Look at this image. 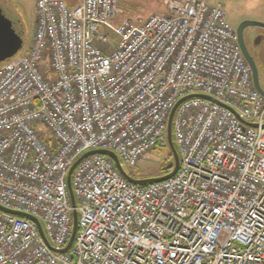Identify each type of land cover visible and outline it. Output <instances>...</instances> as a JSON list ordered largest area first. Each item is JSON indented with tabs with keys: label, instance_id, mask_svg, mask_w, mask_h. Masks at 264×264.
Masks as SVG:
<instances>
[{
	"label": "built area",
	"instance_id": "2783aa9c",
	"mask_svg": "<svg viewBox=\"0 0 264 264\" xmlns=\"http://www.w3.org/2000/svg\"><path fill=\"white\" fill-rule=\"evenodd\" d=\"M120 0H34L27 52L0 65V264H264V95L221 2L167 0L124 18ZM210 96L218 102L189 97ZM174 140L172 178L133 174ZM258 127L244 124L238 115Z\"/></svg>",
	"mask_w": 264,
	"mask_h": 264
},
{
	"label": "water",
	"instance_id": "95a60500",
	"mask_svg": "<svg viewBox=\"0 0 264 264\" xmlns=\"http://www.w3.org/2000/svg\"><path fill=\"white\" fill-rule=\"evenodd\" d=\"M247 26H262V27H264V22L246 20V21H243L242 23H240V25L237 27V33H238V37H239L240 46L242 48L244 56L246 57L248 63L250 64V66L252 68L254 85L260 91V93L264 94V90L262 89V87L260 85L257 66H256L253 58L248 54V52H246V49H245L243 42H242V32H243V29ZM23 33H24L23 26H22L21 21L18 19V17L14 16L11 12H9L6 8H4L0 4V62H3L7 59H10L17 54V52L19 51V49L21 48L22 43H23V39H24ZM191 97L206 98V99L212 100L214 102L220 103L218 100H216L210 96L203 95V94L191 95L189 97H186L185 99H188ZM185 99L178 101V103L172 109L170 116H169V119H168L167 140H168L169 148L171 149V151L173 153V157H174V164H173L172 170L169 173H166V174L160 175V176L136 178L129 173V171L126 169L125 165L123 164V162L121 161V159L119 158V156L116 152H114L112 150H108V149L89 150V151L85 152L79 159H77L73 163V165L71 166V168L68 172V176H67L68 192H69L70 201H71V204L73 205V207H75L76 203H77L76 197H75V194L73 191V187H72L73 172H74L76 166L84 158H86L87 156L92 155V154H103V155H106V156L112 158L113 161L115 162L117 169L120 171L122 176L126 180H128L129 182L136 184V185H139V186H146L150 183L164 181L166 179H169V178H172L173 176H175V174L178 172V170L180 169V166H181V156H180L179 150H178L177 145H176L175 140H174L173 125H174V119H175V115L177 112V108ZM238 117L240 118V120L244 124L252 126V127H258V123L247 121L246 119L242 118L239 115H238ZM263 126H264V124H263ZM0 210L14 214V215H17V216H20V217H23V218H26V219L34 222L35 224H37L39 231H40L42 237L47 242V244L50 246V248L52 250H54L58 253L68 252L74 244V239H75L76 233L78 231V213L76 210H74V212H73V224H74L73 234H72V237H71V240H70L68 246L64 249H56L50 245V243L48 242V240L45 236L42 224L38 218L34 217L31 214L25 213V212H20V211H15V210H10V209L4 208L1 205H0Z\"/></svg>",
	"mask_w": 264,
	"mask_h": 264
},
{
	"label": "rangeland",
	"instance_id": "374dc122",
	"mask_svg": "<svg viewBox=\"0 0 264 264\" xmlns=\"http://www.w3.org/2000/svg\"><path fill=\"white\" fill-rule=\"evenodd\" d=\"M221 2L227 13L228 21L236 30L238 24L243 20H253L264 22V0H209V3L215 4ZM0 4L18 17L23 26V43L14 58L21 57L30 46L33 40L35 30V2L34 0H0ZM119 6L121 14L112 19L110 23L114 29H106L109 34L111 45L118 42L115 27L119 25L123 18L136 19L140 16L146 17L152 13H167V0H120ZM165 152L167 149H159L157 152L149 153L136 168V175L142 177H151L159 175L160 167L163 164Z\"/></svg>",
	"mask_w": 264,
	"mask_h": 264
},
{
	"label": "flooded vegetation",
	"instance_id": "af4514ba",
	"mask_svg": "<svg viewBox=\"0 0 264 264\" xmlns=\"http://www.w3.org/2000/svg\"><path fill=\"white\" fill-rule=\"evenodd\" d=\"M242 42L246 52H248V54L253 58L257 66L260 85L264 90V27H245L242 32Z\"/></svg>",
	"mask_w": 264,
	"mask_h": 264
},
{
	"label": "trees",
	"instance_id": "16d2710c",
	"mask_svg": "<svg viewBox=\"0 0 264 264\" xmlns=\"http://www.w3.org/2000/svg\"><path fill=\"white\" fill-rule=\"evenodd\" d=\"M159 149H167L168 150V152H165L166 153L165 157H164L165 163L163 162V164L160 167L161 172L159 175H164L172 169L173 164H174V157H173V153H172L171 149L168 146L156 147L153 152H157ZM135 170H134V174L137 172ZM135 176H137V175L135 174ZM137 177H140V176H137Z\"/></svg>",
	"mask_w": 264,
	"mask_h": 264
},
{
	"label": "crops",
	"instance_id": "0c3cea01",
	"mask_svg": "<svg viewBox=\"0 0 264 264\" xmlns=\"http://www.w3.org/2000/svg\"><path fill=\"white\" fill-rule=\"evenodd\" d=\"M68 5L73 6L77 4L80 0H65Z\"/></svg>",
	"mask_w": 264,
	"mask_h": 264
}]
</instances>
